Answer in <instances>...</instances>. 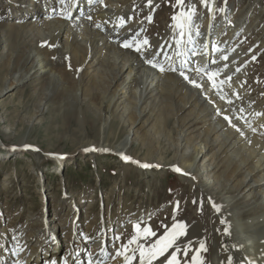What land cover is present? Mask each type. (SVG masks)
<instances>
[{
	"label": "rangeland",
	"instance_id": "1",
	"mask_svg": "<svg viewBox=\"0 0 264 264\" xmlns=\"http://www.w3.org/2000/svg\"><path fill=\"white\" fill-rule=\"evenodd\" d=\"M117 1L107 7L125 11L131 15V23L122 30L126 34L123 35V39L127 36L133 37L130 31L135 26L139 27L138 23L142 25L146 33L161 29L165 24H169L170 20L173 27L176 23L171 18L173 12V16H176L188 6H194L196 14H205L208 10L211 14L214 11L213 18L209 16L208 23L212 20L211 23H215L212 26L216 36L213 37V33L202 34L201 31H198L196 37L205 38L207 41L208 38L211 40L216 38L220 42L221 50L218 56H222L224 63L222 61L212 63L213 67L217 69L216 71H219L214 75L213 80L218 86L219 92H217L220 93L219 88H222L225 95L235 97L234 108L241 111L240 118L237 117L240 122L243 121L242 119L246 120L244 112L248 110H254L264 117V0H184L183 6L175 4L177 0H152L150 5L148 0ZM104 2L105 0L102 2L99 0L98 4L95 3L92 6L91 4L87 5V0H83L81 2L83 4H78L77 9L82 7L90 11L99 10L105 5ZM159 3L166 5H158ZM25 8L26 10H24ZM66 8L67 4L61 6L52 0H0V28L4 25L0 31L18 21L32 23L42 20L45 22L50 16L54 17L56 14L66 11ZM23 10L25 18L21 19L20 13ZM225 11H230L231 16L241 23V29L239 27L225 28ZM43 17L44 19H42ZM149 17H151L150 20ZM233 24L236 25L237 22H233ZM200 26L203 27L202 24ZM5 34L3 32V38H7V34ZM159 36L155 34L154 38L157 40ZM10 37L7 43L14 41V36ZM135 38H139V35ZM85 39L88 40V37ZM115 47L122 51L127 49L123 47V43L118 44V42ZM218 56H215L214 59ZM92 60V51L90 50L86 61ZM189 61L193 64H201L207 59L200 60V58L192 56ZM63 62L60 61V65H66V62ZM87 62L81 66V70L86 67V74L81 76L82 83L89 84L87 88L93 90L97 99L103 87H108V91H112L118 83L122 82L123 79L120 76L123 71H119L117 67L115 69L113 66L111 72L110 70L100 71L96 74L95 68L98 66L95 64L96 62H90L91 65ZM207 64L211 65L210 59ZM126 65L130 66L131 63H126ZM99 66L102 69L101 65ZM189 70L192 71V69ZM110 75L115 79H111ZM95 76L98 82L101 80L100 83L92 82ZM99 78L101 79L99 80ZM9 79L10 77L0 70V85L9 82ZM109 81L112 82L107 83ZM108 84L109 86H107ZM2 85L0 86V90L3 89L0 92V264H11L15 260H23L20 254L15 258L11 251V248L18 243L23 253L33 255L34 258L48 247L49 252L60 256L63 254L66 242H70L72 234L80 233L83 237L86 232L87 234L94 232L101 234L99 232L100 222L104 230L102 234L106 233L107 235L111 229V234H108L106 238L109 249L115 245L116 240L122 248L125 245L130 246L131 251L127 252V255L130 253L134 255L137 244L129 245L128 241L137 235V230L134 227L136 224L140 225L141 231L144 227H150L156 233L155 236L147 238L141 236L138 239L137 243L148 247L155 243L174 223H201L206 217L209 208L207 210L205 197L207 198L209 195L205 196L200 188L204 189L203 183L212 181L209 175L214 174L215 169L213 168L216 163H221V158L211 156L214 151L211 146L209 147L210 152L203 151L201 157H198L196 161L198 172L196 174L189 172L192 177L184 171L182 173L185 175L174 170L177 168L174 166V152L180 153L183 144L188 147L189 151H192V144L202 140L198 134L203 131V123L194 119L191 114L192 107L189 105L165 117V112L172 111L171 108L179 103L177 97L170 91L166 90L160 96L153 95L151 97L152 100L154 99L152 101L153 109L150 104L146 107L144 95H136V91L126 83L123 89H121L122 86L117 88L118 93H116L117 98L116 96L114 98V104L112 101L110 104L106 103L108 94L104 99L99 97L102 99H98L97 103L99 107L102 106L100 108L101 118L103 116L102 119L106 120L111 128L109 129L107 125L103 135L101 129L104 126V120L96 119L93 112L86 110L84 105L81 110L85 114L79 113V110H76L77 107L66 104L70 99L63 91L61 92V83L57 79H54L51 85L45 79H39L33 84L13 83L9 87L5 85L2 87ZM39 87H47V97L54 98V100L51 104L41 105V108H45L41 115L42 119L33 121L31 117L35 109L34 99L37 94L35 89L38 90ZM132 93L135 94V97L132 96ZM211 93L212 90L209 94ZM203 99H206L204 103H208V98ZM214 101L216 102V97L210 104ZM131 102L132 104H130ZM122 104H127L124 111L121 109ZM110 113L114 114V117ZM161 114L165 117V124L167 123L165 129L158 125L162 120ZM131 116L136 117L133 123L129 119ZM211 119L209 118V120ZM122 124L124 125L119 126ZM181 125L182 132L179 130ZM243 127L245 125L242 126V129ZM127 136L132 141L131 147L126 149L127 146L122 150L121 144ZM234 137L237 139V144L235 143L237 147L243 143L237 135ZM186 138L191 144L185 143ZM23 139L29 146H38L44 155L42 152L41 155H38L28 148L21 147L20 141ZM96 139L99 141L97 142ZM177 139L180 142H177ZM80 140L93 145L102 144L103 148L91 146V148L81 150L78 144ZM149 148L151 151H148ZM245 148L246 146L242 147V150L247 152L248 149ZM125 150L127 154H124ZM61 152L63 154H60ZM148 152L151 153V159L144 162V157ZM120 153L131 159L125 161ZM57 155L59 156L55 159L54 157ZM61 156L63 164L57 165L56 160ZM250 159L251 163H254L252 173L255 174H252L253 177L258 184L264 183V160L260 159L256 162L253 156L249 158V161ZM69 161L71 163H68ZM136 161L140 164H137ZM247 163L243 165L241 171L244 172L246 168L249 170L251 163L249 165ZM141 164H149L152 167L143 168L140 166ZM221 170L219 168L217 173ZM198 181L201 184H198ZM212 182L214 192H211L212 197L209 196V198L213 199L218 192L228 200L229 196L233 197L232 201L236 202L241 196L240 193L234 191H231L230 194L229 184L226 181ZM197 185H201L200 188ZM258 190L255 192L257 193ZM233 194L235 195L233 196ZM251 201L252 199L243 201L240 198L235 203L237 212H243L247 203H251ZM74 212H76V216H73ZM40 214L45 216L47 227L41 223ZM241 216L244 218L241 220L243 225L250 224L252 229L255 227L258 229L259 224H253L254 221L247 222L252 217ZM263 219L264 217H261L259 221L263 222ZM55 222L56 225H53L52 223ZM51 228L52 230H50ZM209 228L210 224H208L207 233H210L209 230L212 231ZM48 229L52 232L58 233L60 230L63 232L61 236L66 242L62 250L61 238L56 243L52 240L50 244L48 243ZM201 232H204V229H201ZM115 234H118V239L112 241ZM42 235L44 239H47L46 244H43L38 237ZM51 236L56 237L54 234ZM243 237L247 240L246 234ZM179 238H183L182 245H187L189 238L183 236ZM248 241L250 242V240ZM204 242L208 243L211 255L210 239H204ZM8 243H11V248ZM26 243L27 246H24ZM69 249H74V246L66 248L65 253ZM85 250H89L88 245ZM110 255L111 251L109 250ZM135 255L137 256L136 263L140 264L139 253L137 252ZM210 255L206 259L202 255L203 264H209ZM40 258L43 259V256L37 258L35 264H43ZM163 259V257L160 258V260ZM75 260L76 255L74 254L70 261ZM115 260H118L117 256L111 262H116ZM33 262L35 261L31 260L26 264ZM153 264H160V261H154Z\"/></svg>",
	"mask_w": 264,
	"mask_h": 264
},
{
	"label": "bare ground",
	"instance_id": "2",
	"mask_svg": "<svg viewBox=\"0 0 264 264\" xmlns=\"http://www.w3.org/2000/svg\"><path fill=\"white\" fill-rule=\"evenodd\" d=\"M52 1L58 2L61 6L67 4L66 11L56 14L54 17L50 16L45 22H42V20L40 22L36 21L32 23L18 21L0 31V70H3L6 75L10 77L9 82L5 83L4 81L5 84L3 85L9 87L10 84L13 83L33 84L39 79H45L51 85L52 81L57 79L61 83V92L63 91V93L70 99L66 104L77 107L76 110H79V113L83 114L85 113L81 110L83 109L82 105H84V107L86 106L85 109L92 111L95 118L99 121L104 120L102 119L103 116L101 118L100 114V108L102 106L99 107V105H97L99 101L98 99H101L99 97H103L104 99L108 94L109 97L106 103L110 104L112 101L114 104V98L115 96L117 98L116 93H118L117 88L122 86L121 89H123L125 83L136 91V95H144V103H146V107L150 104L152 109L154 108L152 103L154 99L152 100L151 98L153 95L160 96L163 91L165 92L166 90L173 93L179 100V103L174 107L171 106L172 111L169 110V112H165V117L169 116L170 113L177 112L189 105L192 107L191 114L194 119L196 121H202L203 123V131L201 130L202 132L198 134V137H201L202 140H200L199 143L192 144V151H189L188 147L183 144L180 153H178V151L174 152V166L181 169L179 173L183 175H185V173L189 175V172L196 174V172H198L196 165L198 157H201L200 155L203 151L210 152L209 147L213 146L212 149H214V151L211 156L215 158L217 156L220 157L221 163H216L213 168L215 169V172L213 175H209V177H211L212 181L216 182L226 181L229 184L228 191L230 194L231 191H234L241 194L239 199L241 198L243 201H249V199H252V201L251 203H247L246 209L244 208L245 210L243 212L238 213L236 207L237 204L235 203H237L239 199L234 202L232 201L233 197L229 196L230 199L228 200L225 197L223 198L218 192H216L217 195L212 199L209 198V196L212 197L211 192H214L212 181L209 182L207 180L208 182L203 183L206 191L199 187L201 185H197L205 196H207V194L209 195L207 198L205 197L207 202L206 207L207 210L209 208V212H206V217L201 223L184 222L186 225V235L183 237L189 238L187 245H182L181 241L183 238H178L176 244L172 249H169V253L167 254H170L175 247H179L182 250L187 247L190 249L188 256H183L182 252L178 255L181 258L182 264H191V256L196 255L200 242H204V239L208 238L210 239L211 255L209 254L208 243L204 242L207 251H201L200 258L204 255L206 259L209 258L210 255L209 264H228V258H232V264H264V227H262L264 221H259V218L264 217V183H257L253 177L254 175H252L255 174L252 173L254 163H251V159L249 161V158L252 156L256 162L260 159L264 160V117H261V115L254 110H248L244 112V114H246V120L242 119L243 121L240 122L237 117L240 118L241 111L234 108L235 97L228 96V94H226V96L225 92L222 91V88H219L220 93H218V86H213L214 75L212 79H209L210 74L216 75L217 72H219L216 71L217 69L213 67L212 63L215 61L218 63L222 61V63H224L222 56H218L221 50L219 46L220 42L216 38L212 40L208 38V41L205 40V38L199 39L196 37V33L201 31L202 34L213 33V37L216 36L215 30L212 26L215 23H211L213 20L208 23V18L209 16L213 18L214 11H212L211 14L209 10L205 14H196L194 11L195 14L192 16L190 24L187 23L184 18H181L180 23L184 26L180 27L176 21L175 25L172 27L170 20L169 24H165L161 29H156L151 33L144 32L142 25L138 23L139 27L135 26V28L130 31L133 37L127 36L123 39V35L126 34H124L122 30L127 28L131 23V15L125 11L114 10L107 7V5L117 3V0H105V5L101 9L95 11L94 9L93 11H90L89 9L82 7L77 9V5L83 4L81 3L83 0H64L63 3H61V0ZM95 3L98 4L99 0H95L93 3H90L89 0H87V5L91 4L93 6ZM158 5L166 4L159 3ZM72 8L73 10H71ZM24 10H26V8ZM24 10L20 13L21 19L25 18ZM192 10L193 7L188 6L187 9L184 8L183 12L189 13ZM173 15L174 12L171 15V18ZM224 15L226 16L225 28H242L241 23L231 16L230 11H225ZM66 16L68 18H65ZM121 18L125 21L123 26H120ZM42 19H44V17ZM233 22H237V24L234 25ZM201 24L203 27L200 26ZM3 26L4 25H2L1 28ZM3 32L7 34H5L7 38H3ZM155 34L160 35L157 40L154 38ZM137 35H139V38H135ZM10 36H14V41L9 42V44L7 42L9 40L8 38H11ZM86 37H88V40L85 39ZM144 39L148 40V45H143L142 42ZM194 40H196V42H193ZM117 42L118 44L130 42L132 47L122 51L115 47ZM137 43H140L141 45L140 52L136 51ZM90 50L92 51L93 58L90 62L93 63L95 61V64L98 65L95 68L96 74L100 73V71L110 70L111 72L113 66H115V69L117 67L119 71L122 70L124 72V75L122 72L120 76V78L123 79L122 82L118 83L112 91H108V87H103L100 90V94H98V99L96 98V94L93 93V90L91 91L87 88L89 84L82 83L81 78L83 74H86V67L85 69L83 67L84 70H81V66L87 62L86 59ZM192 56H196L200 58V60L206 58L207 61H202L201 64H193L189 61ZM215 56H218V58L214 59ZM209 59L211 65L207 64ZM148 60H152L157 66L153 67L152 64L148 63ZM60 61L66 62V65H60ZM90 62L88 61L87 64L89 63L91 65ZM126 63H131V65L127 66ZM99 65H101L102 69ZM161 68L164 70L161 71ZM189 69H192V71ZM181 73H183V75H181ZM100 79L101 78H99V80ZM111 79L115 78L112 77ZM100 81L98 82L96 80V76L92 79L93 83H100ZM192 81H195L200 87L194 86ZM111 82L112 81H109L107 83ZM107 86H109V84ZM39 89H35L37 93L36 98L34 99L35 109L32 117L30 116L33 121L42 119L41 115L44 113L45 108H41V105H47L48 103L51 104L54 100V98L47 97V87H39ZM210 90H212L211 94H209ZM2 91L3 89L0 90V92ZM132 96L135 97V94L132 93ZM168 97L170 98V96ZM214 97H216V102L214 101V103L210 104ZM203 98H208V103H204V100L206 99ZM19 103L21 104V101H19ZM130 104H132V102ZM126 105L127 104L121 105L123 111L126 109ZM111 115L114 117V114ZM226 116L228 119H225ZM165 117L162 116V120L158 124L162 129L166 128L165 126L167 123L165 124ZM135 118L136 117L134 116L129 117L132 123L135 121ZM209 118L212 119L209 120ZM90 121L92 122V120ZM104 122V126L101 129L103 135L107 125L109 128V123L106 120H104ZM123 125L124 124L119 126ZM243 125H245V127L242 129ZM7 128L10 130L9 127ZM182 129L183 127L181 125L179 130L182 132ZM116 135H118V133ZM234 135H237L238 139L243 141L238 147L235 145V143L237 144V139ZM131 142L130 137L127 136L121 144L122 150L127 146L126 149L131 147ZM177 142H180V140L177 139ZM186 142L187 144H191L187 138L185 139V143ZM78 144L81 150L91 148V146H95L99 149L103 148L102 144L96 145V143L93 145L81 140ZM20 145L21 147H26L29 150H32L34 153L36 152L35 154L41 155L42 152V155H44V152L38 146H29L25 143L24 139L20 141ZM245 146V149H248L246 150L247 152L242 150V147ZM148 151H151V149L149 148ZM60 154L63 153L61 152ZM124 154H127L126 150ZM121 155L124 157L123 154ZM58 156L59 155L54 158L56 159ZM150 156L151 153L148 152L143 161H149L151 159ZM136 162L137 164H140V162ZM56 163L57 165H61L63 164V160L57 159ZM68 163L71 162L69 161ZM246 163L247 165L251 163L250 168L248 170L245 167L246 169L243 172L241 169ZM219 168L220 170L222 168V170L217 173ZM182 171L185 173H182ZM246 171L247 173H245ZM240 172L243 173L240 174ZM190 176L192 177L191 174ZM249 176L251 177L249 178ZM198 184L201 183L198 181ZM257 189L259 190L256 193L255 190L257 191ZM234 195L235 194H233V196ZM213 204L219 206L220 210L218 212L212 207ZM241 215L252 217V219L250 218L251 220H247V222L254 221L252 222L253 224H259L258 229H256V227H253L254 229H252L250 224L243 225L244 223H242L241 220L244 218H242ZM41 216H43V218H41ZM73 216H76V212L73 213ZM101 217L104 222L103 215ZM39 218L41 223L47 227L45 216L40 214ZM52 224L56 225V222ZM208 224H210L212 230H209L210 233H207ZM99 225V232L101 234H97L96 232L87 234L86 232L83 237L80 233H75L70 237V242L64 241L61 236L63 235L61 230L58 233L50 231L52 228H55L54 226H52L50 230L48 229L47 238L49 244L52 241L56 243V241L61 238L62 250L64 243L66 242L63 254L60 256L49 252L48 247L43 252L39 250L41 251L39 252L40 255L34 258L33 255L23 253L22 248L19 247V243L12 248L11 243H8L15 258L20 254L23 259L22 261L21 259L15 260V262L13 261L11 264H26L31 260L35 261L32 263L35 264L38 260L37 258L41 256H43V259L40 258V260L43 261V264H53V261H55V264H125L123 256L116 255L117 251H123L122 246L118 245L115 240L118 234H115L114 239L112 240H115V245L109 249V244L106 242V238L108 234H111V229H108L109 232L107 235L106 233L102 234L104 230L101 222ZM201 229H204V232H201ZM250 229H252V231H249ZM52 234L56 235V237L51 236ZM164 234L165 233L162 235ZM244 234H246L247 240L243 237ZM38 237L43 244L47 243V239H44L43 235ZM85 237H87V239H85ZM248 240H250V242ZM87 245L89 246V250H85ZM24 246H27V243ZM72 246H74V249H69L65 253V249L72 248ZM128 248H130V246ZM109 250L111 251L110 256ZM129 251H131V249H129ZM137 252L138 251L134 253L136 254ZM105 253H107V255ZM74 254L76 255V260L71 262L70 258L74 256ZM135 254L131 255L130 253L128 255L137 258ZM116 256L118 257V260H115L116 262H111ZM3 261L6 262L4 259ZM132 264H137L136 259L132 261Z\"/></svg>",
	"mask_w": 264,
	"mask_h": 264
},
{
	"label": "snow or ice",
	"instance_id": "3",
	"mask_svg": "<svg viewBox=\"0 0 264 264\" xmlns=\"http://www.w3.org/2000/svg\"><path fill=\"white\" fill-rule=\"evenodd\" d=\"M63 2L64 0H61V3ZM89 2L93 3L95 2V0H89ZM151 2L152 0H148L149 5L151 4ZM183 3H184V0H177L178 5L183 6ZM194 14L195 13H194V6H193V10L191 12L189 13L181 12L178 15L173 16L172 19L174 21H177L180 27H183L184 25L180 23L181 18H184L187 21V23L190 24L192 21V16ZM65 18H68V17L66 16ZM148 19L150 20L151 17H149ZM124 23L125 21L123 20V18H121L120 26H123ZM142 43L143 45H148L149 42L147 39H144ZM123 47L129 48V47H132V44L130 42H125L123 44ZM136 51L137 52L141 51L140 43L136 44ZM224 59L226 60L227 57L225 56ZM148 63L152 64L153 67L157 66L155 63H153L152 60H148ZM163 70L164 69L161 68V71ZM181 75H183V73H181ZM213 75L215 74H210L209 79H212ZM192 83L194 84V86L200 87V85L196 84L195 81H192ZM213 86L215 87V83L213 84ZM225 119H228V117L226 116ZM123 159L125 161H129L131 158L124 156ZM140 166L143 168L152 167V165H149V164H141ZM174 170L177 172L181 171V169H179L178 167L174 168ZM177 207H178V203H177ZM212 207L215 208L217 212L220 210L219 206L215 204H213ZM134 227L137 230V235L133 236L128 241V244L129 245L137 244V248L134 251H138L139 253L140 264H153V262L157 260L160 261V264H182L181 258L179 257L178 254L182 252L183 256H188L190 253V249L187 247L184 248L183 250L179 247H175V249L170 254H167L169 253V249H172L173 246L176 244L178 238L186 235V225L183 222L174 223L170 230L166 231L163 236H161L158 240H156L155 243L150 244L148 247H145L144 244L142 243H137L138 239L141 236H143L144 238H147L149 236H155L156 233L153 232L150 227H144L142 231H141V227L139 224H136ZM85 239H87V237H85ZM128 251H129V248L127 245H125L123 248V251H117L116 255L123 256L125 264H132V261L135 260L136 257L127 255L126 253ZM201 251H205V252L207 251V248L203 241L200 242L199 249H197L196 255L191 256V264H203V260L200 258ZM105 254L107 255V253ZM161 257H163L164 259L160 260ZM53 264H55V261H53ZM228 264H232V258H228Z\"/></svg>",
	"mask_w": 264,
	"mask_h": 264
},
{
	"label": "water",
	"instance_id": "4",
	"mask_svg": "<svg viewBox=\"0 0 264 264\" xmlns=\"http://www.w3.org/2000/svg\"><path fill=\"white\" fill-rule=\"evenodd\" d=\"M26 148V147H25Z\"/></svg>",
	"mask_w": 264,
	"mask_h": 264
}]
</instances>
